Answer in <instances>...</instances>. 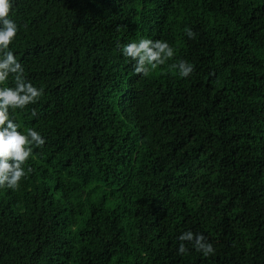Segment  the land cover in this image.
<instances>
[{
    "label": "trees",
    "instance_id": "16d2710c",
    "mask_svg": "<svg viewBox=\"0 0 264 264\" xmlns=\"http://www.w3.org/2000/svg\"><path fill=\"white\" fill-rule=\"evenodd\" d=\"M10 16L44 89L14 114L46 143L0 188V264H264V0H14ZM141 38L175 56L136 74L120 46ZM188 230L214 254H178Z\"/></svg>",
    "mask_w": 264,
    "mask_h": 264
},
{
    "label": "clouds",
    "instance_id": "9594fccd",
    "mask_svg": "<svg viewBox=\"0 0 264 264\" xmlns=\"http://www.w3.org/2000/svg\"><path fill=\"white\" fill-rule=\"evenodd\" d=\"M13 4L14 0H0V188L15 190L32 171L31 167L26 169L24 165L33 155V146L42 147L46 139L34 128L21 131L14 114L16 110H24L28 105L35 104L44 89L26 80L22 63L9 47L18 33V25L10 16ZM185 34L188 39H194L196 35L191 28L186 29ZM120 52L132 62L134 72L143 75L175 56L174 48L166 40L144 38L123 44ZM171 67L180 78H187L194 71L193 64L183 59ZM10 76L13 86L6 85ZM178 241L177 252L180 255L189 250L185 242L191 243L204 257L213 255L215 251L202 233L191 230L181 233Z\"/></svg>",
    "mask_w": 264,
    "mask_h": 264
}]
</instances>
